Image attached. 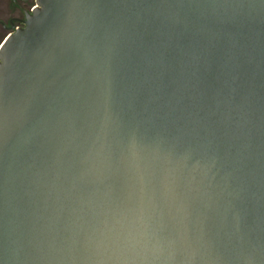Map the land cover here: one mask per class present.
<instances>
[{
    "label": "water",
    "instance_id": "95a60500",
    "mask_svg": "<svg viewBox=\"0 0 264 264\" xmlns=\"http://www.w3.org/2000/svg\"><path fill=\"white\" fill-rule=\"evenodd\" d=\"M0 264H264V0H37L0 42Z\"/></svg>",
    "mask_w": 264,
    "mask_h": 264
},
{
    "label": "flooded vegetation",
    "instance_id": "af4514ba",
    "mask_svg": "<svg viewBox=\"0 0 264 264\" xmlns=\"http://www.w3.org/2000/svg\"><path fill=\"white\" fill-rule=\"evenodd\" d=\"M37 8V0H0V42L13 30L22 28L26 15Z\"/></svg>",
    "mask_w": 264,
    "mask_h": 264
},
{
    "label": "rangeland",
    "instance_id": "374dc122",
    "mask_svg": "<svg viewBox=\"0 0 264 264\" xmlns=\"http://www.w3.org/2000/svg\"><path fill=\"white\" fill-rule=\"evenodd\" d=\"M9 1V0H8Z\"/></svg>",
    "mask_w": 264,
    "mask_h": 264
}]
</instances>
